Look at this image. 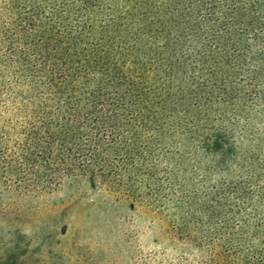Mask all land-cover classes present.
Instances as JSON below:
<instances>
[{
	"label": "trees",
	"instance_id": "1",
	"mask_svg": "<svg viewBox=\"0 0 264 264\" xmlns=\"http://www.w3.org/2000/svg\"><path fill=\"white\" fill-rule=\"evenodd\" d=\"M263 137L264 0H0V197L87 179L152 264H264Z\"/></svg>",
	"mask_w": 264,
	"mask_h": 264
},
{
	"label": "rangeland",
	"instance_id": "2",
	"mask_svg": "<svg viewBox=\"0 0 264 264\" xmlns=\"http://www.w3.org/2000/svg\"><path fill=\"white\" fill-rule=\"evenodd\" d=\"M172 244L164 219L87 179L0 197V264H152L185 251Z\"/></svg>",
	"mask_w": 264,
	"mask_h": 264
}]
</instances>
